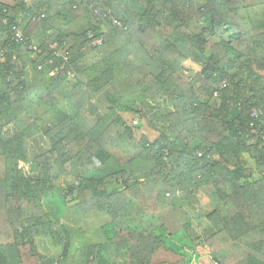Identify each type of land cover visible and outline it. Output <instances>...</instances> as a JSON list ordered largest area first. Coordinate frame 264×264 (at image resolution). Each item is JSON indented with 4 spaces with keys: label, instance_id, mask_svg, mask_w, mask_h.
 <instances>
[{
    "label": "trees",
    "instance_id": "obj_1",
    "mask_svg": "<svg viewBox=\"0 0 264 264\" xmlns=\"http://www.w3.org/2000/svg\"><path fill=\"white\" fill-rule=\"evenodd\" d=\"M0 33V264H264V0H0ZM159 97L150 140L123 112ZM66 98L104 114L91 126ZM83 228L104 237L77 248Z\"/></svg>",
    "mask_w": 264,
    "mask_h": 264
},
{
    "label": "crops",
    "instance_id": "obj_2",
    "mask_svg": "<svg viewBox=\"0 0 264 264\" xmlns=\"http://www.w3.org/2000/svg\"><path fill=\"white\" fill-rule=\"evenodd\" d=\"M3 37H4L3 33H0V39ZM32 38L36 45H41L44 40L42 31L40 29L36 30ZM98 59H99L98 51L91 50L87 52L85 56H83L81 63L85 66H88L98 61ZM25 78L28 85H33L36 78V74H35V69L32 66H29L26 69ZM133 106L140 110L142 109L141 116L137 113H132L129 111L123 112V114L127 120H132V119L133 121L137 120V123L141 124V128L139 129L140 134H144L147 138L153 140L158 135H160L162 131L165 130L164 127L166 123L162 120V117L167 112H169L170 108L172 107V103L169 99L165 97H159L154 100L137 99L133 103ZM59 109L62 112L68 113L70 115H77V114L82 115L87 120L88 124L91 126L96 125L104 114L103 108L95 100H91L90 102L85 104L82 108H80L77 106L74 100L70 98H66L60 103ZM26 146L29 156L32 157L48 149L50 147V142L44 135L40 134L37 135L36 137L28 138L26 140ZM76 174H70V173L64 174L62 177L58 179L57 185L61 188H65L76 183L77 182ZM82 230L83 233L76 232L74 236H78L83 240L84 242L83 246H86L89 243L90 244L98 243L101 240V238L104 237L102 229L101 230L99 229V231L97 232H93V235L85 228H83ZM74 236H72V238H74ZM73 246L80 248L79 246H76L74 244ZM52 253L53 251H45L43 254H41V264H55L56 260L53 258ZM75 256H77V252H73L71 254L72 257L71 260L74 259ZM204 257H195L193 264L195 263L199 264L201 261L205 259Z\"/></svg>",
    "mask_w": 264,
    "mask_h": 264
},
{
    "label": "rangeland",
    "instance_id": "obj_3",
    "mask_svg": "<svg viewBox=\"0 0 264 264\" xmlns=\"http://www.w3.org/2000/svg\"><path fill=\"white\" fill-rule=\"evenodd\" d=\"M200 69H201L200 64L198 62H195L192 59H190L184 63V65L180 69V72L182 73V75L184 77L190 79L193 76H195L200 71ZM263 73H264V71H263ZM215 101L217 102V100H213V103ZM215 104H217V103H215ZM72 240H73L74 245L79 246V247L83 246L84 242L80 237L74 236V238ZM179 243H181V242H179ZM185 248L191 249L188 244L185 246ZM204 258H203L204 260L202 259L203 261H201L199 264H206L207 262H208L207 264H216V261L212 257L205 256Z\"/></svg>",
    "mask_w": 264,
    "mask_h": 264
},
{
    "label": "built area",
    "instance_id": "obj_4",
    "mask_svg": "<svg viewBox=\"0 0 264 264\" xmlns=\"http://www.w3.org/2000/svg\"><path fill=\"white\" fill-rule=\"evenodd\" d=\"M15 30H16V33L13 36V39H15V40H23L24 37H25L24 30L22 28H20V27H16ZM94 42H95V44H99L100 45V44L103 43V38L99 37V38L95 39ZM70 46L71 45L69 43H66V44L63 45V47H60L57 50H55L56 51L55 53L57 55H59V56L60 55L63 56V58L67 61V60H69V58L71 56L70 53H69ZM134 123L136 124L137 120H134ZM216 264H219V262H216Z\"/></svg>",
    "mask_w": 264,
    "mask_h": 264
}]
</instances>
